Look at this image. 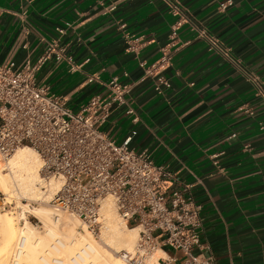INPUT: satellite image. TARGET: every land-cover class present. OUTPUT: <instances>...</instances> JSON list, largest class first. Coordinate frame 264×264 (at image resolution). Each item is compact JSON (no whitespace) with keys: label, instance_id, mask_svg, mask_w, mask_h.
Instances as JSON below:
<instances>
[{"label":"crops","instance_id":"0c3cea01","mask_svg":"<svg viewBox=\"0 0 264 264\" xmlns=\"http://www.w3.org/2000/svg\"><path fill=\"white\" fill-rule=\"evenodd\" d=\"M49 47L36 79L72 110L113 76L129 86L137 123L119 108L104 131L120 143L135 130L130 145L200 204L192 252L264 264V94L248 76L264 91V0H0V62ZM162 48L169 64L147 74Z\"/></svg>","mask_w":264,"mask_h":264},{"label":"built area","instance_id":"2783aa9c","mask_svg":"<svg viewBox=\"0 0 264 264\" xmlns=\"http://www.w3.org/2000/svg\"><path fill=\"white\" fill-rule=\"evenodd\" d=\"M210 42L218 47L215 40ZM49 51L51 47L35 63L29 57L19 63L0 62V159L5 162L17 149L29 148L39 160V192L27 205L48 204L53 215L70 214L78 220L80 231L95 233L102 225L101 203L110 199L119 218L137 228L134 245L119 251L126 264H215L212 255L192 252L194 247L203 249V219L200 204L184 193L186 186L174 187L176 179L166 166L156 163L145 149L130 145L135 130L120 143L104 131L110 115L119 108L137 123L138 116L126 98L129 86L113 76L106 83L105 94H94L72 110L66 98L36 79ZM161 51L147 74L169 64V51ZM248 76L263 95L258 78ZM160 85H169L162 75L155 85L158 92ZM239 109L252 114L249 105ZM18 196L15 188L12 195L3 196L0 208L19 212ZM22 245V241L16 244L13 262ZM165 247L181 256L168 253ZM80 259L75 255L70 264H79ZM49 264L63 262L51 258Z\"/></svg>","mask_w":264,"mask_h":264},{"label":"bare ground","instance_id":"6f19581e","mask_svg":"<svg viewBox=\"0 0 264 264\" xmlns=\"http://www.w3.org/2000/svg\"><path fill=\"white\" fill-rule=\"evenodd\" d=\"M5 163L9 173L3 172L4 161L0 159V190L10 193L14 191V186H17L21 195L34 193V186L39 178L37 155L29 148H19ZM33 211L42 222L45 234L53 237V241L49 242L45 236L36 232L24 213L21 218L25 225L20 229H17L10 214L0 213V264H7L8 256L18 237H23L24 243L15 253L16 260L13 264H18L19 261L21 264H31L40 249L45 255L62 260L63 264H66L64 260L75 255H79L84 264H126L117 253L131 248L137 238V228L120 222L110 199H104L101 203L102 239L115 253L98 245L90 233L77 234L78 220L74 216L67 213L55 216L50 209L42 206L33 207ZM56 242H59L60 246Z\"/></svg>","mask_w":264,"mask_h":264},{"label":"rangeland","instance_id":"374dc122","mask_svg":"<svg viewBox=\"0 0 264 264\" xmlns=\"http://www.w3.org/2000/svg\"><path fill=\"white\" fill-rule=\"evenodd\" d=\"M3 172L9 173V168H8V166H7V164L5 162H4ZM15 188L18 189L17 186H14V189ZM34 189H35L34 193H32L31 195H27V196L26 195H21V191L19 190L20 191L19 192V196L17 197V200H16L15 203L18 206L19 210L24 212V214L26 216L25 218L27 219V221H29V223L31 225H33L32 227H34L35 231L40 233L41 235L45 236L48 239V241L50 240L49 242H52L53 241V237H51L49 235L47 236L45 234L42 222L40 221V219L37 216V214L33 211V207H36V206L47 207L50 210H51V207L48 204H42V203L27 205L29 200L31 198H34L35 195L39 192V188H38L37 185L34 186ZM9 194L12 195V192L6 193V192H3L2 190H0V200L3 198V196H8ZM23 198H25V199H23ZM20 211L18 212L16 210L15 212H11V211H8L7 209L2 210L0 208V213H6V214H10L11 215V217L14 219V222L16 224L17 229H20L21 227H23L25 225L24 220L21 218L22 217V213H20ZM118 219L120 220V222H123L119 218V216H118ZM101 222H102V220H101ZM102 225H103V222H102ZM102 225H101L100 229L97 232L91 233L89 230H86V229L84 231H80L79 230V225L77 223V225H76V233L79 234V235H86L87 233H90L93 236L94 240L96 241V243L98 245H100L101 247H103L107 251L115 253V251L112 248H110L108 245H106L104 240L102 239V230H103ZM127 226L130 227V225H127ZM21 241H22V244H23L24 243V238L23 237H18L17 240L15 241V243H14V245L12 247V250H11L9 256H8L7 264H13L12 254L14 252V249L16 248V244L18 242H21ZM56 244L58 246H60L59 242L58 243L56 242ZM164 249L166 251H168V253H171V254L177 253L179 256H181L180 252H175V251H173V249H171L169 247H165ZM117 254L120 255L119 252ZM71 257H73V256H71ZM70 258L68 260H64V263L70 264ZM14 259L15 258H13V260ZM50 259H51V257L45 255V253L43 251H41V249H40V250H38V252H36L35 259L31 261V264H49ZM79 261H80L79 264H84V261L82 259H80ZM18 264H21V261H19Z\"/></svg>","mask_w":264,"mask_h":264}]
</instances>
